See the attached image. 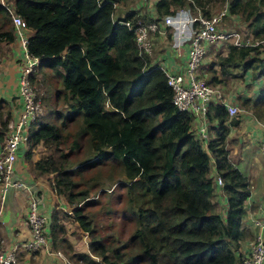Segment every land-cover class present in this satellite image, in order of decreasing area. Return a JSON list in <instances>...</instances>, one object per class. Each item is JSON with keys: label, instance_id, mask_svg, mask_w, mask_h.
I'll return each mask as SVG.
<instances>
[{"label": "trees", "instance_id": "1", "mask_svg": "<svg viewBox=\"0 0 264 264\" xmlns=\"http://www.w3.org/2000/svg\"><path fill=\"white\" fill-rule=\"evenodd\" d=\"M117 1L12 0L32 30L25 48L39 59L35 71L47 69L55 79L57 87L47 97L61 107H46L28 131L27 151L35 144L45 150L29 162L30 170L49 175L51 189L86 233L88 252L71 248L55 211L50 246L74 264H242L236 249L245 234L240 219L249 184L228 159L225 140L236 120L228 118L221 102L209 101L204 117L212 134L203 145L192 131L191 114L173 104L163 70L138 52L132 30L120 22L151 18L113 19ZM213 2L220 8L226 2V15H234L253 38H264V0H157L155 17L183 5L209 16ZM13 39L9 15L0 5V42ZM222 46L206 65L207 83L245 72L264 74V45ZM240 104L264 121V86L240 97ZM8 117V111L0 117V138ZM211 166L221 179L223 216L212 201ZM104 180L122 189V211L131 221L122 241L98 235L93 214L86 211L97 201L88 198L90 192H105Z\"/></svg>", "mask_w": 264, "mask_h": 264}, {"label": "crops", "instance_id": "2", "mask_svg": "<svg viewBox=\"0 0 264 264\" xmlns=\"http://www.w3.org/2000/svg\"><path fill=\"white\" fill-rule=\"evenodd\" d=\"M12 4V0H9ZM157 0H155L156 2ZM155 4V3H154ZM223 6V5H222ZM221 6V7H222ZM112 18H122L126 14L146 15L149 18L155 17V9L152 6H145L141 0H119L115 2ZM212 8L211 12L214 13ZM210 12V13H211ZM228 17L233 23L238 22L234 15H224L222 20ZM221 20V21H222ZM221 27V25H219ZM228 28V27H221ZM238 31V30H237ZM22 35L27 37L32 30L24 27L21 29ZM239 32V31H238ZM172 33L179 34L183 31L173 30L172 27H166L162 32L154 34L151 52L148 56L152 63L170 73H182L186 58L187 41L181 39L176 47L172 44ZM248 34L247 32H244ZM23 48L20 44L19 36L14 35V39L9 43H4L0 53V109L9 112L7 122L14 120L20 106V98L17 95L18 64L21 59ZM205 58V57H204ZM210 61L207 63L209 64ZM203 61V77L207 76L206 65ZM206 70V71H205ZM220 92L229 101L235 104L239 111L233 117L236 122L228 127L226 135V147L228 150V159L245 176L249 184V194L243 202V214L240 219V228L245 231L244 236L239 240L236 254L242 256L247 250V242L259 231V227L253 224V219L264 216V156L259 150V142L262 139V127L260 120L255 119L249 110L243 108L240 104V97L252 96L260 87L264 86V74L251 77L249 72H245L241 77L225 78L222 83L217 84ZM231 118V117H229ZM193 122V121H192ZM191 122V123H192ZM207 138L212 134L209 125L204 122ZM34 124H31V129ZM28 129V131H29ZM206 138V139H207ZM1 142V138H0ZM206 141L202 143L205 145ZM27 141L20 143L16 149V158L13 164V171L16 177L32 185L34 194L37 196V211L46 217L45 233L47 235V244L45 247L36 250L33 253L18 252L16 264H65L64 255L59 251V247L54 249L49 241V222L53 211L57 214V219L63 223V237L72 245V237L68 235L72 229L77 230V223L72 220L70 215V206L57 195L50 187L47 177L49 175H34L30 170V161L36 160L44 153V148L40 144H35L30 152L27 151ZM27 151V152H26ZM214 169H209V176L214 178ZM27 193L26 191L9 189L5 193L4 200L0 206V248L6 250L14 243H20L28 236V228L24 223L23 216L25 212ZM212 201L215 209L223 216L225 207V196L221 190L220 184L214 183ZM61 212L68 214L63 220ZM69 223H71L69 225ZM79 235L86 233L78 230ZM59 251L61 256L56 255ZM82 252H88L87 247H81Z\"/></svg>", "mask_w": 264, "mask_h": 264}, {"label": "built area", "instance_id": "3", "mask_svg": "<svg viewBox=\"0 0 264 264\" xmlns=\"http://www.w3.org/2000/svg\"><path fill=\"white\" fill-rule=\"evenodd\" d=\"M145 6L154 7L155 0H141ZM0 5L9 15L14 35L19 36L23 48L22 56L18 64L17 95L20 98V106L14 120L7 122L5 135L0 143V206L5 193L9 189L26 191L27 199L23 220L28 228V236L20 243H14L6 250L0 248V264H16L18 252L33 253L47 244L45 233L46 217L37 211V196L31 184L14 175L13 164L16 158V149L20 143L27 141L28 129L42 113V105L39 93L33 82L31 74L35 71L39 59L29 54L25 48L26 35H22L21 29L25 27L23 19L15 12L13 4L9 0H0ZM115 9V4H113ZM226 14V2L217 11L209 16H204L196 8L191 10L188 6L177 7L172 13L162 16L160 19L142 20L136 18L121 20L133 32V40L138 52L149 54L151 52L153 37L157 32H162L166 27L183 31L184 34L172 33V44L177 46L181 39L187 41L186 58L182 73H170L163 70L166 83L172 89V102L179 110H186L192 116L191 128L194 134L204 143L207 135L205 131L204 113L209 101H219L223 104L227 116L235 117L238 107L229 103L220 92L217 84L207 83L201 77V63L205 55L215 45L231 43L235 46H259L264 45V38H253L251 34L241 35L232 28H221L219 25ZM161 69V68H160ZM200 71V72H199ZM262 139L259 142V150L264 156V121L261 122ZM214 182L221 184V179L215 175ZM253 224L259 227L257 234L248 240L246 252L241 256L242 264H264V216L253 219ZM1 242V240H0ZM56 255L61 256L59 251ZM65 264H70L64 259Z\"/></svg>", "mask_w": 264, "mask_h": 264}, {"label": "rangeland", "instance_id": "4", "mask_svg": "<svg viewBox=\"0 0 264 264\" xmlns=\"http://www.w3.org/2000/svg\"><path fill=\"white\" fill-rule=\"evenodd\" d=\"M213 8L215 9L214 11L217 12L220 6L216 2H213ZM220 25L221 27H228V28L238 30L241 35H245L244 27L242 24H240L239 21L236 23H233L231 19L226 17L225 19L221 21ZM3 45H4V42H0V53L2 51ZM221 52H222V47L217 44L213 47V49L210 52H208L205 55V58L203 59V61L205 63H207L208 61L212 62L215 60V57L219 55V53ZM200 69L202 72L200 73L202 74L201 77H203L204 75L203 65L200 66ZM204 78L207 79V77H204ZM32 79H33V84L36 87V90L38 91L40 95V102L42 105L41 115L45 113L46 107L48 106L60 109L61 107L58 103L57 104L53 103V101L50 102L51 100L47 97L48 95H50V92H52V90H54L55 87H57V83L55 79L50 75L48 70L47 69H43L42 71L36 70ZM50 87L52 89H50ZM4 110H5L4 108L0 109V117L2 120H4V113H5ZM4 135H5V130H4V133L1 135L2 140H3ZM101 176L105 177V174L102 173ZM102 189H105V192L101 194H99L100 189L98 188H96L95 191L90 192L88 198H93V200H97V201L91 203L88 207H86V211H88V213L90 212L93 214L92 215L93 225L94 227H96L98 235L105 236V237L112 236L122 241L127 237L128 233L131 230V221L127 218L126 215H124L122 211V209L124 208V204L122 203V200H121L122 189L116 186L114 183H111L107 180H104ZM107 208L110 209L111 212H105ZM65 217L66 216H62V219L63 220L70 219V218L65 219ZM70 224L71 223H69V225ZM78 230H81V229L80 228H78L77 230L72 229L71 232L68 233V235L72 237L71 248L74 251H79L81 250V247L84 248V246L87 247V235L86 234L83 235L82 233L81 235H79ZM64 258L70 264H74L73 262L74 260L71 261L67 259L66 257ZM78 264L80 263L78 262Z\"/></svg>", "mask_w": 264, "mask_h": 264}]
</instances>
